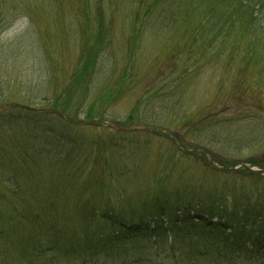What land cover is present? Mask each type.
<instances>
[{"label":"rangeland","instance_id":"rangeland-1","mask_svg":"<svg viewBox=\"0 0 264 264\" xmlns=\"http://www.w3.org/2000/svg\"><path fill=\"white\" fill-rule=\"evenodd\" d=\"M247 2L0 0V107L166 129L223 166L264 167V34L256 41L238 21L235 6ZM88 48L94 68L86 82H75ZM51 122L76 144L39 141L44 127L17 128L14 136L27 138V158L18 154L25 169L19 162L5 169L21 183L18 193L56 196L54 208L67 216L86 206L141 217L157 196L175 204L214 192H264L263 173H253L263 176L258 180L239 169L222 172L162 134ZM3 129L1 137L11 136ZM4 179L0 174V210L18 205L9 204Z\"/></svg>","mask_w":264,"mask_h":264},{"label":"trees","instance_id":"trees-1","mask_svg":"<svg viewBox=\"0 0 264 264\" xmlns=\"http://www.w3.org/2000/svg\"><path fill=\"white\" fill-rule=\"evenodd\" d=\"M235 7L241 15L238 21L250 36L264 34V0H248ZM89 49L84 63L74 70L75 82L82 78L86 82L85 75L94 68ZM51 121L66 129L76 128L54 115L16 109L0 113V134L8 126L11 135H0V174L6 178L1 184L11 185L6 186L12 193L9 204H18L0 210V264H264V192L253 197L214 192L175 204L157 196L141 217L84 206L75 218L54 208L56 196L39 200L18 193L21 183L7 175L14 162L25 169L19 155L25 153L23 158H27L28 146L22 142L27 138L15 137L17 128L27 132L32 126L44 127L40 129L43 137L41 133L38 137L42 142L76 144L78 140L52 128ZM239 173L252 179L263 177L244 168ZM34 200L38 206H33ZM161 250L171 256L160 258Z\"/></svg>","mask_w":264,"mask_h":264},{"label":"water","instance_id":"water-1","mask_svg":"<svg viewBox=\"0 0 264 264\" xmlns=\"http://www.w3.org/2000/svg\"><path fill=\"white\" fill-rule=\"evenodd\" d=\"M9 109H18V110H23V111H28V112H32V113H38V114H44V115H55L58 116L60 119L71 123L73 125H79V126H103V127H109L112 128L114 130L117 131H121V132H127V131H132V130H145L148 132H152V133H158V134H164L166 136H168L171 141L173 142V144H175L180 150L186 152V153H198V154H202L204 155L207 160L208 163L213 166L214 168L222 171V172H229L232 170H236L238 168H247L249 170H251L252 172L255 173H264V167L262 168H256L253 169V167L246 165V164H240V165H234V166H230V167H226L223 166L221 164H218L215 162L214 158L207 153L205 150L200 149V148H187L182 146L178 140L176 139V137L171 134V132H169L166 129H158V128H152L146 125H135V126H128V127H122V126H117L115 124H111V123H107V122H89V121H74L69 119L68 117H66L65 115H63L62 113L56 111L55 110H39V109H35L34 108H30L21 104H17V103H11L8 105H5L3 107L0 108V112H4L5 110H9Z\"/></svg>","mask_w":264,"mask_h":264}]
</instances>
